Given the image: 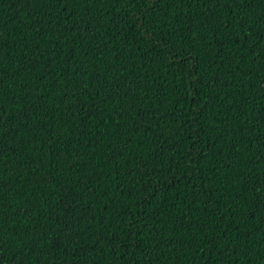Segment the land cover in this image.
Returning <instances> with one entry per match:
<instances>
[{
    "label": "trees",
    "instance_id": "trees-1",
    "mask_svg": "<svg viewBox=\"0 0 264 264\" xmlns=\"http://www.w3.org/2000/svg\"><path fill=\"white\" fill-rule=\"evenodd\" d=\"M0 264H264V0H0Z\"/></svg>",
    "mask_w": 264,
    "mask_h": 264
}]
</instances>
